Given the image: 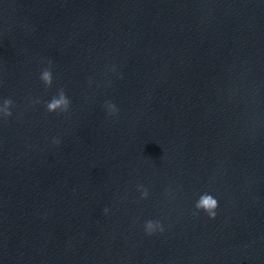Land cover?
<instances>
[{"label": "water", "instance_id": "1", "mask_svg": "<svg viewBox=\"0 0 264 264\" xmlns=\"http://www.w3.org/2000/svg\"><path fill=\"white\" fill-rule=\"evenodd\" d=\"M5 99L0 264H264V0H0Z\"/></svg>", "mask_w": 264, "mask_h": 264}, {"label": "clouds", "instance_id": "2", "mask_svg": "<svg viewBox=\"0 0 264 264\" xmlns=\"http://www.w3.org/2000/svg\"><path fill=\"white\" fill-rule=\"evenodd\" d=\"M40 80L45 86H50L52 84V72L50 69H44L40 73ZM11 101L5 99L0 103V118L9 117L12 115L10 109ZM68 106V99L61 91L58 97H53L46 105L49 112H55L57 109H66ZM114 108V106H112ZM218 207V201L215 197L205 194L196 201L195 208L197 210H203L207 214L209 219H215L216 209ZM107 212V209H105ZM164 231L163 224L158 220H147L144 223V232L146 235H153L156 233H161Z\"/></svg>", "mask_w": 264, "mask_h": 264}]
</instances>
